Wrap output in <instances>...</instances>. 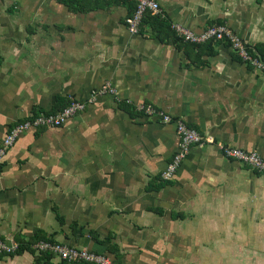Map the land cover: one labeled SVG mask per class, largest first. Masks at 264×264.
I'll use <instances>...</instances> for the list:
<instances>
[{
	"label": "crops",
	"instance_id": "0c3cea01",
	"mask_svg": "<svg viewBox=\"0 0 264 264\" xmlns=\"http://www.w3.org/2000/svg\"><path fill=\"white\" fill-rule=\"evenodd\" d=\"M155 1L172 30L225 24L264 50V0ZM19 3L23 18L15 22H31V31L9 30L0 8V143L34 110L51 111L58 100L90 103L60 127L22 133L7 151L0 239L43 232L115 264H264L247 250L248 236L259 244L264 233V175L222 154L230 146L264 159V71L224 42L187 51L161 42L147 20L130 33L129 3L77 12L56 0ZM106 85L110 91L100 92ZM116 100L151 105L203 138L170 184L150 185L177 149L175 126L131 118ZM230 246L249 257L218 256L217 248ZM0 264L45 262L24 251L0 256ZM49 264L66 263L53 257Z\"/></svg>",
	"mask_w": 264,
	"mask_h": 264
},
{
	"label": "built area",
	"instance_id": "2783aa9c",
	"mask_svg": "<svg viewBox=\"0 0 264 264\" xmlns=\"http://www.w3.org/2000/svg\"><path fill=\"white\" fill-rule=\"evenodd\" d=\"M134 5L133 11L128 15L124 24L127 30L132 34L139 32L146 13L151 15L160 14V7L155 0H125ZM178 38L183 42L195 45H201L209 41L227 42L229 48L234 52L237 58L253 67L254 69L264 71V62L257 56L251 54L246 43H244L235 33L231 31L225 24H213L208 26L201 32L190 31L186 27L178 24L173 25ZM110 91L109 86H104L100 92ZM89 102L70 99L67 106L59 110L57 113H38L16 123L8 130L6 136L0 143V164L7 151L14 145L17 138L26 131H34L42 128H57L66 123L70 118L82 113L89 105ZM142 111L144 117H157L163 124H173L178 136L177 149L171 157L167 167L161 173V179L171 180L176 171L180 167L185 156L189 152L192 145L199 144L203 140L201 135L192 127L181 119H173L169 115L156 111L151 105H143L138 108ZM222 154L227 159L234 160L243 166L248 167L252 171L264 175V159L254 152L244 151L239 148L225 146ZM18 243L6 242L0 239V256H8L14 254L18 250ZM31 249L35 253H49L60 261L67 263H84V264H115L107 255L93 252L87 249H79L74 246L60 242H50L40 240L31 245Z\"/></svg>",
	"mask_w": 264,
	"mask_h": 264
},
{
	"label": "trees",
	"instance_id": "16d2710c",
	"mask_svg": "<svg viewBox=\"0 0 264 264\" xmlns=\"http://www.w3.org/2000/svg\"><path fill=\"white\" fill-rule=\"evenodd\" d=\"M58 3L65 5L69 10H72L74 12L77 11H81L82 9L88 7L90 9L93 8H99V7H104L106 5H111L113 3H117V4H122V3H128L125 0H56ZM131 4V3H129ZM132 6L130 7V11H133L134 5L131 4ZM148 21L151 25L152 31L154 32L153 35L156 36L157 38H159V40L161 42H166L168 44H173L176 46V48L178 49H184L185 51H187L189 47H200L201 45H205V44H209L212 43V41H209L207 43L201 44V45H195V44H189L186 42H183V40H181L180 38H178L175 35V32H173V30L171 29V25L169 23V21L165 18H161L160 15H151L150 13H146L145 18L143 20V23L145 21ZM142 23V24H143ZM225 45L228 46L227 42H224ZM256 51L259 52V56L262 60H264V50L261 47H256ZM117 105L120 109L124 110L126 113H128V115L133 118L135 117V115H140V116H144L142 111H139L134 105H131L130 103L126 102V101H122V100H116ZM69 103V100L65 101V102H59L55 105V107L51 110V111H43V110H37L33 112V115H36L38 113H57L59 110H61L62 108H64L65 106H67ZM156 111H158L157 109H155ZM24 121V120H22ZM20 121V122H22ZM45 128H42L41 130H43ZM40 130V131H41ZM247 169H249L248 167H246ZM155 181V179L153 180ZM170 184V181L167 180H163L160 178V182L159 184L153 185L150 184L152 186V189L154 190H158L159 188ZM151 187H147V190H150ZM58 219L61 221V218L58 217ZM91 238L95 241H97V237L94 233H92ZM40 240H46V241H50V242H54V240H52L51 238H47L45 237V235L43 234V232H38L36 233V235H34L32 238H29L27 240H23L21 238H17L16 239V243H18V250L14 253L11 254L12 255H16V254H20L24 251L30 252L32 254L35 255V260L40 262V261H44L45 264H49V261L51 260V258H53L52 254L49 253H35V251L33 249H31V245L36 243L37 241ZM106 244L108 246V249H113L110 246V240L107 239ZM65 262V261H62ZM66 264H72V263H67ZM76 264H84V263H76Z\"/></svg>",
	"mask_w": 264,
	"mask_h": 264
},
{
	"label": "rangeland",
	"instance_id": "374dc122",
	"mask_svg": "<svg viewBox=\"0 0 264 264\" xmlns=\"http://www.w3.org/2000/svg\"><path fill=\"white\" fill-rule=\"evenodd\" d=\"M19 4H20L19 3V0H1V4H0L1 10H2V7H3V12L5 11L6 16L8 17V19L9 20L11 19L10 22L12 23V25H11V23L9 24V30H21V31L22 30H26V31H31L33 29V26H32V23L31 22H28L25 19H20L19 21H21V25H19V24L16 23V22H18V18H23V17H18L19 16V13H18V10H19L18 6H19ZM246 46H247L248 50L251 52V54H253V55H255V56H257V57L260 58L259 54L256 53V51L251 46H249L247 43H246ZM262 61L264 62V60H262ZM146 118H148L150 120H153V121H157V122L162 123L161 120H159L157 117H154V116H152V117H146ZM240 166L242 167L243 165H240ZM243 167H245V166H243ZM254 173H256V172H254ZM256 174H258V173H256ZM258 175H260V174H258ZM174 176H173V178H174ZM160 177H161V175H160ZM259 235L262 237V240H264V233H262V231H259ZM248 239H250V241H253L255 243V244L254 243H251L249 245V247L247 248V250L250 253V255H256L258 253V256L260 255L259 258L262 259L264 257V249H263V247H259L258 248V246H261L262 245V243H261L262 240H260L259 244H256V241H255L254 238H251L250 236H248ZM224 240H228V238L226 237V238H224ZM251 247H254V248H251ZM230 248H232V249H230ZM230 248H228V247L227 248H217V254H218V256H220L221 254L226 255V253L229 251L228 254L230 256L231 255H234V256H231L228 259H230V258H236V257H241V256L249 257L248 255H246L244 253L245 250H243L240 247H236V246H233L232 247V246H230Z\"/></svg>",
	"mask_w": 264,
	"mask_h": 264
}]
</instances>
